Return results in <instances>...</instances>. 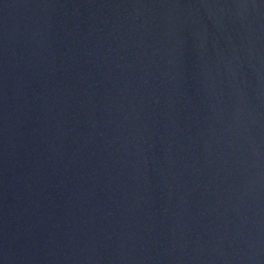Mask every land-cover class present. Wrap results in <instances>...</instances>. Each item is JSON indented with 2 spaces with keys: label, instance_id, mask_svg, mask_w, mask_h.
Wrapping results in <instances>:
<instances>
[{
  "label": "water",
  "instance_id": "1",
  "mask_svg": "<svg viewBox=\"0 0 264 264\" xmlns=\"http://www.w3.org/2000/svg\"><path fill=\"white\" fill-rule=\"evenodd\" d=\"M0 264H264V0H0Z\"/></svg>",
  "mask_w": 264,
  "mask_h": 264
}]
</instances>
